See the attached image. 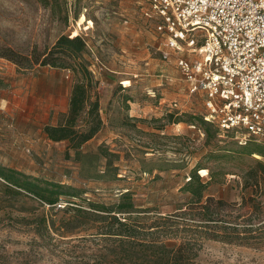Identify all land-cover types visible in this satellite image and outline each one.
<instances>
[{"label":"rangeland","instance_id":"obj_1","mask_svg":"<svg viewBox=\"0 0 264 264\" xmlns=\"http://www.w3.org/2000/svg\"><path fill=\"white\" fill-rule=\"evenodd\" d=\"M149 3L0 0V167L78 195L63 196L53 208L0 178V264H110L115 245L99 234L110 225L107 213L85 218L77 210L98 203L117 211L130 192L136 206L130 219L162 224L189 209L186 187L197 168L209 184L204 202L225 203L212 205L223 222L208 233L228 239L203 234L192 264H264V173L257 168L264 140L203 124L206 96L191 93L178 66L181 58L199 56L169 48L144 14ZM65 36L86 41L67 62L92 74L91 99L107 120L101 116L102 132L81 149L46 133L69 113L75 73L27 68Z\"/></svg>","mask_w":264,"mask_h":264},{"label":"built area","instance_id":"obj_2","mask_svg":"<svg viewBox=\"0 0 264 264\" xmlns=\"http://www.w3.org/2000/svg\"><path fill=\"white\" fill-rule=\"evenodd\" d=\"M144 14L171 50L198 54L178 66L206 96L204 120L264 140V0H150Z\"/></svg>","mask_w":264,"mask_h":264},{"label":"trees","instance_id":"obj_3","mask_svg":"<svg viewBox=\"0 0 264 264\" xmlns=\"http://www.w3.org/2000/svg\"><path fill=\"white\" fill-rule=\"evenodd\" d=\"M86 46L87 43L81 36L62 37L52 51L38 56L34 63L30 61L32 63L27 67L33 69L35 65L51 66L73 71L77 76L78 81L72 93L70 110L66 119L59 126L46 128L49 140L55 143L68 142L71 149L83 148L99 134L103 127L99 100L92 102L91 99L92 74L81 64L74 66L67 62L68 59L76 60L77 56L86 49ZM15 62L20 65L16 59ZM80 73L82 77L79 76ZM84 117L88 118L86 122L82 121ZM203 124L212 125L206 121ZM257 152L261 153L262 151L258 149ZM257 168L264 173L263 162H258ZM200 170L197 168L192 172L186 187L192 200L188 205L189 209L177 215L162 218V224L157 222L155 225L147 227L140 225L138 221H132L130 218L136 206L130 192L121 196L120 200L123 203L117 207V211L105 208L98 203H90V211L78 209L77 216L86 218L107 213L110 225L99 234L105 236L115 245V248L108 252V255L113 258L110 264H192L198 255V240L203 234L206 238L228 239L219 234L211 237L208 233L212 227L215 230L221 228L218 226L223 222L220 213L212 210V205L222 207L225 203L217 202L214 198H208L204 202L209 184L199 175ZM255 172L257 171L253 170L251 175ZM0 178L11 186V190L25 191L53 208H57L63 196L73 194L66 191L62 185H49L52 186L51 188L44 187L37 180L29 179L16 171L5 170L2 167H0ZM254 179L257 181L258 175ZM72 196L77 197L78 195L74 193ZM120 214L128 215L129 218H121L118 216ZM196 216L201 220L192 219ZM225 229L228 228L225 227ZM232 230L238 232L237 227ZM155 234H157L156 238H154ZM106 257L102 256V259L106 260Z\"/></svg>","mask_w":264,"mask_h":264},{"label":"crops","instance_id":"obj_4","mask_svg":"<svg viewBox=\"0 0 264 264\" xmlns=\"http://www.w3.org/2000/svg\"><path fill=\"white\" fill-rule=\"evenodd\" d=\"M69 100H70L69 103H71V98H69ZM51 107H52V101H51ZM69 108H70V106H69ZM68 111H69V109H68ZM101 116H102V118H103L104 125H107V120L104 118V111H103V110L101 111ZM106 116H107V115H106ZM101 132H102V131H101ZM97 136H98V135H97ZM97 136H96V137H97ZM96 137H95L93 140H91L90 142H88L86 145H89V144L93 143V142L96 140ZM62 143H64V142H62ZM86 145H85V146H86ZM85 146H84V147H85Z\"/></svg>","mask_w":264,"mask_h":264},{"label":"bare ground","instance_id":"obj_5","mask_svg":"<svg viewBox=\"0 0 264 264\" xmlns=\"http://www.w3.org/2000/svg\"><path fill=\"white\" fill-rule=\"evenodd\" d=\"M85 22H86V16H83L81 21H80V25H83Z\"/></svg>","mask_w":264,"mask_h":264}]
</instances>
